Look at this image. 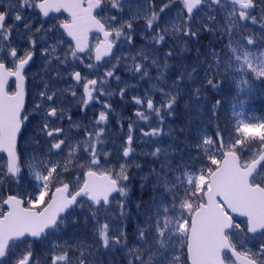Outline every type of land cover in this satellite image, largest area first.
I'll use <instances>...</instances> for the list:
<instances>
[{
    "label": "snow or ice",
    "instance_id": "1",
    "mask_svg": "<svg viewBox=\"0 0 264 264\" xmlns=\"http://www.w3.org/2000/svg\"><path fill=\"white\" fill-rule=\"evenodd\" d=\"M62 10L70 19H57L54 14ZM203 34L214 38L203 53L197 52L198 61L204 56L206 86L219 90L230 80L242 108L240 96L264 85V0H9L0 5V264H101L98 248L122 251L126 264H225L229 252L239 264H264V240L246 247L264 237V117L246 116L236 105L231 121L223 127L217 122L211 135L204 131L188 146L194 157L176 149L173 155L181 161L176 163L168 159V148L151 151L160 166L143 177L141 187H150L152 194L136 205L143 211L133 238L127 225L112 227L107 218L101 223L99 210L113 202L119 221L131 216L127 201L134 154L129 123L121 156L125 162L97 173L102 162L112 163L104 149L113 107L102 101L117 90L123 99L136 87L128 79L152 81L131 101L134 115L149 122L142 137L162 139L166 119L175 115L180 86L198 72L196 65L191 71L184 67L169 83V61ZM37 57L41 70L30 77ZM121 65L128 79L117 75ZM81 86L85 117L91 102L101 105L87 122L73 120L66 107L69 99H78ZM194 91L199 101L200 89ZM221 103L216 99L212 106L217 121ZM153 117L157 127H151ZM32 120V152L21 153L18 138ZM73 171L81 172L82 183L79 177L66 182ZM85 206L91 209L96 242H53L38 260L32 242L62 239L78 224L74 210ZM233 214L245 217L246 225Z\"/></svg>",
    "mask_w": 264,
    "mask_h": 264
},
{
    "label": "rangeland",
    "instance_id": "2",
    "mask_svg": "<svg viewBox=\"0 0 264 264\" xmlns=\"http://www.w3.org/2000/svg\"><path fill=\"white\" fill-rule=\"evenodd\" d=\"M0 2L4 5H7L9 0H0ZM160 2L161 0H157L158 4ZM163 2H167V0H163ZM180 7V5H177V7L171 9V17H175ZM56 17L58 20L68 19V16L65 14ZM51 22L54 23L56 21ZM142 23L143 22H141V26ZM213 39L214 38L210 34L201 35L198 39V42L194 38L192 41L187 43V52L180 54L178 59L169 61V64L171 65V67L168 69V75L170 76L169 83H171L172 79H175V75H178L179 71L184 67H187L188 71H191L192 66L196 65L198 67V72L196 74H193V79H185L184 83L180 86L181 95L176 105L175 115L167 118V121L164 124L165 134L162 139L152 138L151 140H149L142 137V130H150L149 122L144 121V123H142L143 121L139 120L134 114H128L121 107H119L117 103L119 105H124L127 103L129 104L132 102L131 98L125 99L124 97L123 99H121L118 94L117 88H112L113 90H117V94L111 96L107 101H102L111 103L113 107V112L109 117L108 132L110 134V132L114 130L115 133H112V136H109L108 134L105 137L107 146L104 149L105 152L111 153L110 159L112 163L103 164L102 162V167L96 169L97 172L103 173L107 168H111L117 163L125 162V160L121 159V156L123 142L124 140H126V137L128 135V124L127 126H124V124H122L126 120H129V123H132L134 126L132 134L135 144H137L136 146L134 144L132 145L134 154L129 161V163L132 165L129 169V175L132 177V182L129 185L131 192L136 182L138 184L136 188L138 189L141 187V184L144 183L143 177L147 176L152 168L155 167L159 169L160 161H157L155 157L150 155L151 151H153L155 147L162 146L168 148V159H174L176 163L181 162L179 154H176L175 156L173 155L176 149H183L185 158H187V156L194 157L196 155V152L188 146L193 145L196 138L204 131H207L208 134L211 135L218 122L212 114V100L214 99V97L218 95L216 99L221 100L222 103L218 110H221L222 112L224 110V107L226 109H229L230 105H236V89L235 85L232 84L230 80H225L224 84L219 90L211 89L205 84V72L202 70V62L204 60V56L201 54L198 61L197 52L199 50L200 53H203L206 50L207 45L211 41H213ZM137 43L142 44L143 40L138 38ZM180 47H184V45H181ZM167 50L168 48L167 46H165L160 49L159 54L162 56L163 52ZM36 64H40V66L31 70L30 75L41 70L42 61H40L38 57L36 59ZM117 75H120L125 79H128V77L130 76V74L123 68V65H121V71H119ZM151 75L155 77L157 73L153 70L151 72ZM128 83L130 85H136L134 89L128 91L131 93L132 97L143 95L144 90L149 88L152 81L148 80V82L144 83L142 86L141 82L137 83V81L131 79H128ZM120 87H123V85H120ZM197 88L200 89L201 98L199 101L194 99V90ZM157 99H159L158 95ZM239 99L243 101V107L241 108L239 105H237V111H242L246 116L249 117H264V85L257 84L250 93L241 95ZM114 101L116 103H114ZM131 105H133L132 109L134 110L136 106L133 103H131ZM245 105L249 106L246 110ZM100 107L101 105L99 103L94 107L95 113L99 112ZM225 113L226 112L224 111V114ZM150 123L151 127L158 126V123L156 122L154 117L151 118ZM121 125L123 126L122 128ZM27 127L34 128V124L26 123V125L24 126V130L19 138V151L21 153L30 154L32 152V142L35 134H32L30 132L31 130H28ZM170 129L171 131H169ZM172 131H175V135L172 134ZM152 140H155L156 143H153ZM0 156H4V154H0ZM161 160H163V157H161ZM136 164L140 165L139 169L135 167ZM77 177L80 178V182L82 183L83 176L80 171H73L71 177L66 178V182L68 181V179L75 181ZM76 188H78V185H74L72 190H75ZM131 192L127 201L128 209L131 212L130 218H125L123 221H119V209L116 206L115 202H113L111 206L107 207V209L101 208L99 210L101 223H104L105 218H107V222L112 227L123 228L125 225H127V232L130 239L134 237L137 223L142 218L143 209L138 210L136 208V205L138 202L148 201L151 198L152 194L150 187H141V190H139V192H137L136 194V196L140 197V199H135V201H133V195ZM142 198L143 200H141ZM118 199L119 197H117V200ZM74 215L78 219V224L75 227L70 228L67 231V234L63 235L62 239L58 236H50L48 239L34 240L32 242V247L36 253V258L38 260H43L48 255V249L53 242L63 243L64 240L69 239L73 241L77 239L84 240L89 244H93L96 242L94 236L95 224L93 217L91 216V209H89L87 206H85L83 209L77 208L74 210ZM236 222L240 223L242 227L246 225V221L243 219H238L236 220ZM261 240H264V237L257 236L255 239L251 240L246 245V247H258ZM239 250L243 251L242 248H240ZM96 255L101 261V264H126V260L123 258L122 251H105L103 248H98L96 250ZM228 257L229 258L226 259V262L228 264H234L235 261L229 253Z\"/></svg>",
    "mask_w": 264,
    "mask_h": 264
},
{
    "label": "flooded vegetation",
    "instance_id": "3",
    "mask_svg": "<svg viewBox=\"0 0 264 264\" xmlns=\"http://www.w3.org/2000/svg\"><path fill=\"white\" fill-rule=\"evenodd\" d=\"M0 5H4V4H2L1 2H0ZM62 14H65L63 11H61V13H58V14H54V15H56V16H59V15H62ZM66 15V14H65ZM68 19H70V17L68 16ZM21 27H22V25H20ZM90 41L94 44L95 42H96V38H95V33H92V34H90ZM87 62H94V59H93V61H87L86 60V63ZM40 66V64H34L32 67H30L29 68V74H30V71L31 70H33V69H35V68H38ZM81 67H83V66H81ZM101 71H103V69H101ZM124 71V70H123ZM84 72H85V74L87 73V70L86 69H84ZM30 77H31V75H30ZM88 78H95V74H93V75H90ZM134 81H136V80H134ZM148 82V80L147 79H145L144 81H141V86L144 84V83H147ZM61 86H63V85H61ZM111 87L112 88H117V85H116V83L115 82H113L112 83V85H111ZM13 88H14V85H13ZM82 86L79 88V89H77V95H78V99L77 100H71V99H69V101H68V103H67V105H66V107L69 109V111H68V115H71V117H72V119L73 120H81V121H83V122H85V121H87L88 119H92L93 118V116H94V113H95V111H94V107L95 106H97L98 105V103H95V102H91V107H89V109L87 110V116L85 117V115H84V113L81 111V104L79 103V97H80V95L82 94ZM127 98H131V93L130 92H128L127 93V95L125 96V99H127ZM120 101V100H119ZM114 103H116L115 101H114ZM132 103V102H131ZM131 103H127V104H124V105H119L118 103H117V105L119 106V107H121L125 112H127L128 114L129 113H132V114H134L135 113V111H136V108L133 110L132 109V107H133V105H131ZM26 104H27V107H28V110L29 111H31V103H29V102H27L26 101ZM96 114H98V113H96ZM31 123H33L34 124V128H29V127H27V129L29 130H31L30 132L32 133V134H35V124H36V120H32L31 121ZM142 123H144V121L142 122ZM122 124H124V126H127V124H129V120H126L124 123H122ZM63 125L64 126H68V120H67V118H65V120L63 121ZM112 133H115L114 132V130L112 131V132H110V134H109V136H112L111 134ZM127 138V137H126ZM133 144L136 146L137 144H135V141L133 140ZM132 144V145H133ZM76 190V189H75ZM74 191V190H73Z\"/></svg>",
    "mask_w": 264,
    "mask_h": 264
},
{
    "label": "trees",
    "instance_id": "4",
    "mask_svg": "<svg viewBox=\"0 0 264 264\" xmlns=\"http://www.w3.org/2000/svg\"><path fill=\"white\" fill-rule=\"evenodd\" d=\"M215 95V94H214ZM218 96V95H217ZM217 96H215L214 97V99L212 100V103L214 104L215 103V100H216V97ZM264 104V103H263ZM249 106L248 105H245V110L248 108ZM222 110H223V108H222ZM238 110V107H237V105H236V111ZM224 111L227 113H225L224 114ZM218 116H219V123H220V125L223 127V125L225 124V123H228L229 121H231V118H232V116H233V106L232 105H230V107H229V109L227 108H225L224 107V110H223V112L221 111V110H218ZM166 121H167V119H166ZM175 123V122H174ZM232 123L234 124V121H232ZM215 130V129H214ZM213 130V131H214ZM172 134H174L175 135V131L173 132L172 131ZM152 145V144H151ZM138 184H137V182L135 183V185L133 186V189H132V195H133V201H135V199L136 200H139L140 199V197H138V196H136V194H137V192H139V190H141V187L140 188H136V186H137ZM141 200H143V198L141 199ZM139 203V202H138ZM238 249H240L239 248V246L237 247Z\"/></svg>",
    "mask_w": 264,
    "mask_h": 264
},
{
    "label": "water",
    "instance_id": "5",
    "mask_svg": "<svg viewBox=\"0 0 264 264\" xmlns=\"http://www.w3.org/2000/svg\"><path fill=\"white\" fill-rule=\"evenodd\" d=\"M64 12L67 13L66 11H64ZM67 14L69 15V13H67ZM93 32H94V30H93ZM21 132H22V129H21ZM18 143H19V138H18ZM0 154H3V153H0ZM98 174H101V173H98ZM53 191H54V190H53ZM233 217H234V219H235V218H237V219H246L245 217L239 216V215H237V214H233ZM237 251H239V250H237ZM229 254H230V256L234 259V261L236 262V264H239V262L235 260V257L232 256L230 252H229ZM225 264H228V263L225 261Z\"/></svg>",
    "mask_w": 264,
    "mask_h": 264
}]
</instances>
